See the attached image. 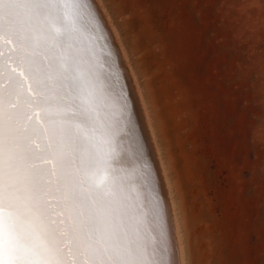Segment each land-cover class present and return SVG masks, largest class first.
I'll list each match as a JSON object with an SVG mask.
<instances>
[{
    "label": "bare ground",
    "instance_id": "6f19581e",
    "mask_svg": "<svg viewBox=\"0 0 264 264\" xmlns=\"http://www.w3.org/2000/svg\"><path fill=\"white\" fill-rule=\"evenodd\" d=\"M69 1L77 3L0 0V264H183L168 183L163 190L170 216L157 162L153 158L154 190L141 162L146 146L133 139L125 92L129 87L133 97L132 77L125 82L121 64L114 68L99 38L92 37L96 48L86 43L88 14L83 19L84 11ZM113 44L120 48L116 40ZM5 48L18 68L19 88L1 63ZM124 67L130 71L125 61ZM31 90L47 98L42 107L58 108L56 119L50 112L26 119ZM140 122V135L150 141L141 116ZM49 130L54 153L42 139ZM48 151L53 158L39 164ZM83 174L94 193L73 185ZM54 195H68L66 204L56 203ZM172 234L176 256L170 250Z\"/></svg>",
    "mask_w": 264,
    "mask_h": 264
},
{
    "label": "rangeland",
    "instance_id": "374dc122",
    "mask_svg": "<svg viewBox=\"0 0 264 264\" xmlns=\"http://www.w3.org/2000/svg\"><path fill=\"white\" fill-rule=\"evenodd\" d=\"M76 2L69 4L84 11L83 19L88 14L86 43L96 48L93 38H99L114 68L121 64L125 82L132 77L133 97L127 85L125 92L133 139H143L140 116L151 138L145 115L155 146L152 138L146 142L153 148L143 143L144 160L164 169L165 175L156 165L169 216L164 183L171 191L183 264H264V0ZM3 54L9 81L19 88L18 68L6 48ZM30 95L31 106L24 105L28 121L38 112L56 119L58 108L42 107L49 104L42 93ZM77 102L83 105L79 96ZM42 139L54 153L52 132ZM50 151L39 164L53 158ZM76 182L94 193L86 175ZM148 182L155 190L156 177ZM63 196L54 195V201L66 204Z\"/></svg>",
    "mask_w": 264,
    "mask_h": 264
},
{
    "label": "water",
    "instance_id": "95a60500",
    "mask_svg": "<svg viewBox=\"0 0 264 264\" xmlns=\"http://www.w3.org/2000/svg\"><path fill=\"white\" fill-rule=\"evenodd\" d=\"M128 115H129V114H128ZM129 117L131 118L130 115H129ZM132 122H133V121H132ZM139 135H140V134H139ZM141 138H142V137H141ZM141 138H140V139H141ZM143 139H144V140H143ZM143 139L138 140V143H139V144H141V143L143 144V143H144V144L146 145L145 138H143ZM142 144H141V145H142ZM143 146H144V145H143ZM145 149H146V147H145ZM147 153H148V152H147ZM144 158H146V157H145L144 154H143V160H142L141 162H142V165L144 166V170H145V172L149 173V174H148V177H149L148 179L150 180V179H152L155 175H154V173H153V171H152V168H151L152 165H149V166H148V165L145 163ZM151 162H152V161H151ZM152 164H153V162H152ZM142 165H141V167H143ZM155 177H156V176H155ZM156 184H157V183H156ZM138 188H140V186H139ZM140 189H141V188H140ZM150 192H151V191H150ZM151 193H152V192H151ZM151 196H152V194H151ZM154 196H155V195H154ZM153 198H155V197H152L151 200H153ZM155 199L158 201L157 198H155ZM156 200H153V201H154V202H157Z\"/></svg>",
    "mask_w": 264,
    "mask_h": 264
}]
</instances>
